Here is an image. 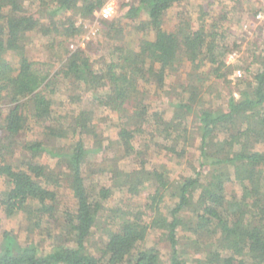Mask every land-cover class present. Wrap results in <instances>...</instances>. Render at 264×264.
Masks as SVG:
<instances>
[{"label": "trees", "instance_id": "obj_1", "mask_svg": "<svg viewBox=\"0 0 264 264\" xmlns=\"http://www.w3.org/2000/svg\"><path fill=\"white\" fill-rule=\"evenodd\" d=\"M105 1L0 0V209L8 216L22 213L33 236L21 241L5 231L0 264H264V51L254 52L259 68L252 79L242 76L238 95L210 98L216 87L211 77L220 86L232 82L221 24L228 12L209 26L202 20L195 29L191 17H183L169 29L167 11L185 0H131L125 16L133 25H127L153 32V39L142 36L136 47L119 43L127 25L114 18L100 27L118 42L109 57L94 60L77 48L56 71L30 58L33 35L47 37L52 48L62 45L59 37L82 32L76 17L93 18ZM250 11L254 18L255 7ZM186 62L184 76L167 90L168 78ZM61 80L75 91L85 86L117 112L116 138L99 131L92 110L78 106L59 115L47 89ZM148 85H155L158 97L175 92L177 98L169 99L167 109L152 110ZM220 96L224 103L215 105ZM31 122L39 124L41 138L18 140ZM146 134L155 140L163 135L169 144H157L178 158L197 142L195 175L172 179L165 164L149 168L145 150L136 145ZM130 158L137 165L131 169L121 164ZM102 172L108 184L95 181ZM235 184L242 194L229 197ZM118 190L127 202L110 206ZM64 192L75 203L62 209ZM145 192L144 202L138 201ZM167 198L174 201L169 214L163 208ZM180 229L204 238L191 240L193 255L181 244ZM98 231L105 236L97 254L91 238ZM152 232L158 240L148 246ZM43 241L50 242V251L41 248Z\"/></svg>", "mask_w": 264, "mask_h": 264}, {"label": "rangeland", "instance_id": "obj_2", "mask_svg": "<svg viewBox=\"0 0 264 264\" xmlns=\"http://www.w3.org/2000/svg\"><path fill=\"white\" fill-rule=\"evenodd\" d=\"M126 4H128V2L126 3L122 0H119L120 8L116 18L121 20L126 25H133L131 20L125 16L127 12ZM254 7L255 0H185L181 3L175 4L167 11L165 16V26L169 29H174L175 26L181 22L183 17H191V23L195 29L203 24L202 20H205L206 24L209 26L214 19L220 18L224 12H228V18L226 21H222L221 24H224L228 36V42H226L227 49L224 58L227 61L228 66H230L228 71L230 72L229 78L232 80V82L228 86H220L215 82V77H211L208 82L209 84L214 82L216 87L212 88V91L209 94L210 98L218 95V93L224 94L226 96L230 93L238 95L237 85L240 82L242 76L246 75L252 79V73L256 72L259 68L258 63L252 62V56L254 52H257L256 54L258 55L263 54L264 26L259 24L253 18L250 10ZM204 9H208L211 12L209 14L207 13L206 15H202V11ZM61 14L63 13L61 12L60 15ZM141 18L147 19V14L143 12ZM76 21L77 25L82 28V32L76 37H59L58 40H64V44L59 45L57 42L54 48L48 45L49 41L47 37L33 35V44L28 50L30 58L35 61L48 63L49 65H52L53 71H56L67 57L68 52H72L77 48L85 49L93 56L94 60H98V58L103 55L109 57L110 52L117 41L113 42L109 38L105 37L101 31V28L97 31V33L93 34L96 29L94 17L88 19L76 17ZM132 25L126 26L124 31L125 37L123 38V41L119 43L136 47L138 40L142 36L148 37L150 39L155 37L153 32H147L146 34L137 32V30ZM97 64L100 65V63ZM186 66L187 62L181 67V70L178 72V74H174L168 78V85L166 86L167 90H170L171 84L182 78L181 75L184 76V72L188 69ZM247 68H249L250 71H248ZM239 71H242L241 76L239 75ZM147 87L152 94L150 99L152 110L167 109V103L169 99L177 98L175 92H172L171 97H158L156 95L157 93L155 85H148ZM73 89L74 88H72V86H69L67 82L62 80L55 82L47 89L48 95L52 97L55 102V108L57 109L59 115L64 116L66 114H70L73 110H77L78 106H81L83 109L92 110L99 120V131H101L107 138H116V123L119 121L117 112H114L113 110L103 106L93 97L92 92L87 90L85 86L76 88V91ZM77 95H80V100H71L69 97ZM206 97L208 99L209 96L206 95ZM224 101L225 99L220 96L217 97L214 102L215 105H219L223 104ZM171 113L172 110L168 109L166 115L170 116ZM150 136L151 135L146 134L145 136L138 138L136 143L137 146L143 147L142 149L145 150V158L147 159V166L149 168L159 166L160 164H165L170 170V176L172 179L195 175L194 168L200 166V151L198 149L197 142L195 145H193V147L188 148V153L185 157L178 158L176 155H172V153H169L166 149L157 144H169L170 141L165 140L163 135H161L156 140L154 138H150ZM36 138H41V128L39 124L31 122V129L23 132L18 140ZM43 161L47 162L51 166L55 165V160L48 156H45ZM132 161V158H130L128 160L122 161L124 163L121 164H126V166L131 169L137 166L136 163ZM109 180L110 177L106 172L98 174L95 178V181L99 184H108ZM3 185V179L0 178V190L3 188ZM228 191L232 192L229 197H232L233 194L235 196H240L242 194V190L238 184L233 186L230 185ZM126 196L127 195L122 193L121 190L116 191L114 197L109 201V205L115 206L117 204H122V202L126 203ZM145 196L146 192L143 193V195L137 200L144 202ZM60 200L62 209L67 206H72L75 203V200L70 194H68V192H64L63 195H60ZM173 204L174 201L170 198H167L164 202L163 208L167 214H169V209L173 206ZM24 227L25 225L22 213H16L12 216H8L4 210L0 209V244L5 231H9L12 234L18 235L21 241H25L27 237L33 238L32 234H28ZM103 236L105 235L101 231H98L95 233V236L91 238L93 243L91 249L94 253H97V249L102 246ZM179 236L181 238V244L186 243L185 248L188 256L193 255L197 249L195 244H191V240L199 239L202 241L204 239L198 234H195L193 231H186L184 229H180ZM157 240V234L152 232V234L148 237L146 245H153ZM35 241H38V239ZM41 248L50 251V242L43 241L41 243ZM160 248L162 249L164 258L167 259L169 250L166 244L162 242L160 244Z\"/></svg>", "mask_w": 264, "mask_h": 264}, {"label": "built area", "instance_id": "obj_3", "mask_svg": "<svg viewBox=\"0 0 264 264\" xmlns=\"http://www.w3.org/2000/svg\"><path fill=\"white\" fill-rule=\"evenodd\" d=\"M122 1L127 3L131 0ZM119 8V0H106L94 15L96 29L93 34L97 33L102 25V22L116 18ZM254 18L259 24L264 26V0H255ZM239 75H242V71H239Z\"/></svg>", "mask_w": 264, "mask_h": 264}]
</instances>
